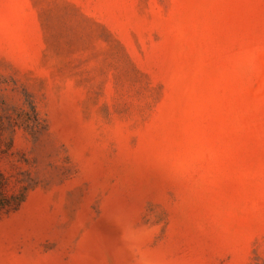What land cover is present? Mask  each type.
<instances>
[{
  "label": "rangeland",
  "instance_id": "374dc122",
  "mask_svg": "<svg viewBox=\"0 0 264 264\" xmlns=\"http://www.w3.org/2000/svg\"><path fill=\"white\" fill-rule=\"evenodd\" d=\"M0 264H264V0H0Z\"/></svg>",
  "mask_w": 264,
  "mask_h": 264
}]
</instances>
